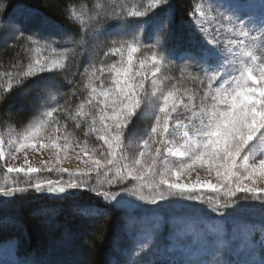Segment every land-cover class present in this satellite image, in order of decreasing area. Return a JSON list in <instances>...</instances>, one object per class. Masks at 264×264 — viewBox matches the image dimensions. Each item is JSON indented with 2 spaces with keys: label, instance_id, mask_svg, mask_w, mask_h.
Instances as JSON below:
<instances>
[{
  "label": "snow or ice",
  "instance_id": "snow-or-ice-1",
  "mask_svg": "<svg viewBox=\"0 0 264 264\" xmlns=\"http://www.w3.org/2000/svg\"><path fill=\"white\" fill-rule=\"evenodd\" d=\"M117 7L119 12L115 8L112 10L115 16L154 19V29L161 33L166 31L168 39L164 41L160 52L154 51L151 58L140 60L139 68L133 59L141 46L139 37L130 41L122 40L119 47L115 46L117 41L112 42L114 46L105 55L111 53L121 56L119 65L112 64L107 67V71L112 74V86L104 88L101 84L98 89L92 79L96 72L93 68L87 84L89 95L69 117L78 120L92 115L89 131L98 134V139L107 147V153L100 151L103 159H96L97 149L88 147L85 140L81 152L87 155L88 159L83 163L90 166L75 172L64 168H57L56 171L68 172L70 177L87 176L93 172L99 176L102 172L107 184L127 180L134 181L135 184L132 189L125 187L119 192L103 191L95 186L89 187L85 181L76 180L66 183L45 180L30 187L36 192L61 194L67 193L69 189H85L95 192L105 201L115 202L116 206L128 202L126 195L153 205L175 195L199 201L202 194L193 193L208 189L217 194L213 212L225 214L221 212V208L239 211L245 207V203L241 201L249 200L258 201L264 211V187H257V179L264 181V0L259 4V18L249 15L244 10L246 6L238 0H217L208 8L201 3L195 4L185 21L188 44L178 53L167 47L177 24L170 0H147V4L142 8L136 5L130 9L119 5ZM209 13H215L211 17L216 22L214 30L205 27L209 21ZM84 14L83 10L79 13L71 11L70 18L75 22L81 20ZM90 19L97 23L102 19L99 6L95 16ZM87 31L88 28L82 26V32ZM222 35L227 38L222 40ZM26 39L33 46L31 51L34 54L40 53L43 48H51L50 44H41L32 36ZM51 50L56 51L55 48ZM66 51L54 60L34 55L27 69L15 76L12 72L0 73V76L6 75L9 78L7 87L3 89L4 93L10 92L14 86L22 85L26 80L38 79L43 73H55L62 69L65 66L63 61L67 58ZM167 57L182 61L181 79L187 75L189 79L199 83L200 90L197 93L190 89L181 91L175 85L167 91L161 90L158 112L153 113L145 108V98L148 96L145 82L149 79V73L153 78L152 83L157 82L158 73L165 66ZM149 59L150 65L147 64ZM192 69L196 70L195 74ZM99 71L104 72L105 68L102 66ZM152 95L156 96L157 93L153 92ZM197 95L198 104L195 102ZM93 101H96V104H93ZM88 105L96 108L95 114L86 111ZM180 107L191 113L187 122L176 120L174 116ZM58 111L64 109L51 108L31 124L20 136L17 151L35 147L33 142H39L47 129L52 128L54 123H59L53 119V114ZM152 115H155V123L147 139L142 142L143 150L139 152V158L132 165H121L123 156L120 152L125 136L137 120L148 119ZM97 121L101 126L99 128ZM76 126L80 127L79 123ZM178 129L183 130V143L174 147L172 137ZM57 132L61 135H55ZM84 135L87 137L88 132ZM47 139L49 143H40L39 147L56 149L58 154L62 147L57 144V140L63 139V148H67L71 143L72 133L67 132L65 126H61L53 128ZM2 145L3 140L0 139V161L5 159ZM152 145H155L154 152L148 151ZM146 156L150 162L145 161ZM161 156H171L177 160L173 166L160 169L157 164ZM197 163L207 168L209 177L215 175V183L210 179H197L190 184L179 182L180 176ZM39 171L40 169L34 167H7V173ZM110 173L112 176L109 178ZM247 181L251 183H246ZM145 188L151 191V195L144 194ZM26 191L28 189L23 187L7 190L0 188V193L4 196ZM241 193L244 195H238ZM221 195L226 198L223 203L220 200ZM208 199L211 201L213 197Z\"/></svg>",
  "mask_w": 264,
  "mask_h": 264
},
{
  "label": "trees",
  "instance_id": "trees-1",
  "mask_svg": "<svg viewBox=\"0 0 264 264\" xmlns=\"http://www.w3.org/2000/svg\"><path fill=\"white\" fill-rule=\"evenodd\" d=\"M170 2L177 24L167 47L178 53L188 44L185 21L196 0ZM146 4L147 0H0V73H20L18 68L24 56L23 51H31L33 47L26 39L28 36L38 39L41 44H50L51 48L56 49L55 52L51 48L43 49L53 53L56 58L64 55V50H67L62 69L55 73L41 74L38 79L26 80L8 93H4L3 89L7 87L9 78L6 75L0 76V129H23L51 108L62 107L64 111L55 112L53 119L59 121L58 124L74 128L81 133L80 136L85 137L87 131L85 139H88V144L102 148L103 141L98 139V134L87 130L92 122L85 118L72 120L69 117L85 99L89 73L93 68L96 69L95 75H104L107 67L115 63L116 54L105 55L114 46L113 41H117V47L122 40L130 41L139 37L140 55L145 57H152L154 51L160 52L164 47V41L168 39L167 32L156 31L154 19L112 14L114 8L119 12L117 5L130 9L133 5L142 8ZM98 6L102 19L97 23L90 17L95 16ZM81 10L85 14L81 20L74 22L70 18L71 11L79 13ZM82 26L88 28L86 33L82 32ZM102 66L104 72L99 71ZM181 67L182 61L178 58H166L162 70L165 90L175 85L178 89L199 92L197 81L189 79L187 75L181 79ZM191 71L193 74L196 72L195 69ZM40 95H44L42 102L27 109V102L34 106ZM196 98L198 104V95ZM148 109L153 113L158 112V108ZM77 123L80 127L76 126ZM154 123L155 115L137 120L131 128L129 139H135L136 146L141 145ZM14 179L17 183L4 190L23 187L28 191L16 192L11 196L0 193V245L13 242L14 255L24 264H111L116 249L125 244L124 229L132 219L138 217V214L127 213L98 197L95 192L85 189H69L64 194L36 192L30 185L42 180L23 177ZM89 181V187H98L94 180ZM220 200L223 203L226 198ZM241 202L245 203V207L239 211L221 208L225 214L212 212L224 222L227 229L240 223L253 226L257 222L264 226V211L259 202ZM214 206L215 199H207L199 200L189 207L212 210ZM159 212L162 216V231L158 237L150 238V245L142 254L144 264H168L163 257L154 255V249L160 241L163 245L167 244L168 213L179 211L171 205L161 208ZM256 255L258 264H264V244L256 248ZM115 259L116 264L122 262L118 257Z\"/></svg>",
  "mask_w": 264,
  "mask_h": 264
},
{
  "label": "rangeland",
  "instance_id": "rangeland-1",
  "mask_svg": "<svg viewBox=\"0 0 264 264\" xmlns=\"http://www.w3.org/2000/svg\"><path fill=\"white\" fill-rule=\"evenodd\" d=\"M217 0H196L195 4L201 3L205 8L215 4ZM239 3L244 4L245 11L249 15L259 18L260 10L259 4L261 0H238ZM209 21L205 27L214 30L216 27V22L211 19L215 13H209ZM6 38V37H5ZM226 36H221V39H226ZM2 41V40H1ZM1 44V42H0ZM119 47V45L117 46ZM23 58L19 64L18 72H22L27 69L28 65L32 62L33 56L38 55L40 58L54 60L57 59L53 53L48 50L42 49L40 53L34 54L32 51H23ZM116 61L114 64L119 65L121 56L116 54ZM145 57L140 55V51L134 54V63L137 68H139L140 60H144ZM126 59V53H125ZM150 65V59L147 61ZM163 67L158 73L159 79L155 84L152 83V77L149 73V79L146 80V91L148 96L145 98V108L157 109L161 100L159 98V92L165 90L164 84L162 82ZM14 76L17 73H14ZM44 74V73H43ZM95 77H99L96 79ZM92 77L95 86L99 89L101 84L104 88L112 86V74L106 72L104 75L97 74ZM4 78L2 82H4ZM169 87L168 89H170ZM179 88V87H178ZM183 91L184 89H180ZM90 89L87 87L86 96L88 97ZM156 92L157 95L153 96L152 93ZM44 95H40L36 102L33 104L27 102V109H32L42 102ZM101 99H103L101 97ZM198 101V98L195 101ZM96 104V101H93ZM86 111L95 114L96 108L88 105ZM191 115L190 112H186L183 107L178 108L177 112L174 113L176 120L187 122L188 117ZM88 122H92V115L85 118ZM173 121V123L176 122ZM26 125L23 129H15L14 127H7L6 129H0V139L3 140V151L5 154V159L0 161V188L5 189L8 186H13L17 183L14 178H27V179H37V180H52L60 182H68L70 180L85 181L87 184L90 182L89 179L94 180L97 184V188L103 191L109 192H119L122 188L132 189L135 182L131 180L124 181L122 183L107 184L104 180L103 173L101 172L99 176L97 173L93 172L87 176L73 175L69 176L68 172L60 173L56 171L57 168H64L75 172L77 169L88 168L90 165L83 163V161L88 159V156L81 152V148L85 146V140L87 141V146L90 148H96L88 144V139L80 136L77 130L71 128L66 124H53L52 128L46 130L42 134L39 142L35 143V147H26L17 151L19 147V138L25 132V130L33 124ZM65 126L67 132L72 133L71 143L67 148H63L65 141L63 139H58L57 144L62 147V150L57 154L56 149L53 148H40V143H49L47 137L52 134L53 128H59ZM97 127H101L97 121ZM71 128V129H69ZM89 130V129H87ZM76 136H74V132ZM182 129H178L172 137V146L179 147L183 143ZM91 132V131H90ZM55 135L60 136L61 133L57 132ZM130 131L125 137L122 145L120 155L123 156L121 160V165L134 164L135 160L139 158V152L142 149V144L136 146L134 142L135 139L130 140ZM96 159H103L100 156V151L107 153V147L102 145V148H96ZM150 152L155 151V145L148 150ZM57 157H59V162L57 163ZM177 158L168 156L167 158L161 156L158 158L157 167L163 169L165 167H171L174 165ZM146 162H150L149 157H145ZM11 166L13 168H24L34 167L40 169L36 173H7V167ZM51 169V170H49ZM243 172V168H241ZM112 173L109 174V178ZM171 179H176L175 177H170ZM197 179L203 181L205 179H210L212 183H215V175L211 177L208 176V170L205 166L197 163L193 168L184 172L180 178L179 182L190 184L194 183ZM91 183V182H90ZM246 183H251L247 181ZM257 187H264V181L257 179ZM145 195H151V191L147 188L144 189ZM201 196V200H207L209 197L216 198L217 194L208 190L200 189L199 192L193 193ZM243 196L244 194H238ZM220 198H225L222 195ZM128 200L126 203H122L117 207L121 208L127 213L138 214L135 220H131L128 227L124 229L123 233V243H125L121 248H117L114 253V258H112L111 264H116L115 258H119L122 262L119 264H144L142 254L145 252L147 245H150V238L158 237V234L162 231L161 223L162 216L159 210L165 206L174 205L178 209V213L170 212L169 217V231H168V242L166 245L160 241L156 248L154 249V255L163 257L168 264H258L259 261L256 255V248L260 244H264V226H260L255 223L251 226L248 224L240 223L236 224L230 229H227L224 222L215 217L214 213L210 208H204L198 210L196 207H189L191 204L197 202V200H188L179 195L171 196L166 201H160L158 204L153 205L146 203L144 201L136 200L134 196H125ZM115 205V202H111ZM195 211V212H194ZM132 229L135 230L132 233ZM0 264H24L20 262L14 255V243L7 242L0 245Z\"/></svg>",
  "mask_w": 264,
  "mask_h": 264
}]
</instances>
